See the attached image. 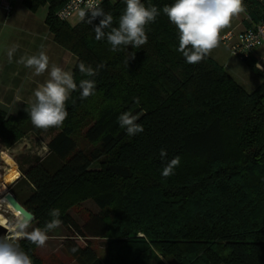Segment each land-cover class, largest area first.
Returning <instances> with one entry per match:
<instances>
[{
  "label": "trees",
  "instance_id": "1",
  "mask_svg": "<svg viewBox=\"0 0 264 264\" xmlns=\"http://www.w3.org/2000/svg\"><path fill=\"white\" fill-rule=\"evenodd\" d=\"M67 1L23 0L33 13L47 7L55 43L76 56L77 85L96 81L86 99L79 88L71 93L64 124L50 128L56 133L47 159L19 165L33 190L22 204L31 222L44 229L50 210L59 208L61 225L73 233L63 248L76 264H264V83L247 92L208 56L187 63L178 30L162 11L174 0H141L160 11L146 26L148 41L115 52L106 37L95 39L99 18L89 23L86 13L75 26L56 18ZM250 1L244 0L246 12ZM101 8L118 27L125 0ZM80 62L105 67L89 78L79 72ZM244 63L256 72L252 62ZM29 108L14 116L0 109L2 147L45 131L33 126ZM126 111L139 117L142 133L128 136L119 126ZM176 156L179 166L163 177ZM4 187L0 182V199ZM86 200L98 213L79 226L68 210ZM91 239H108L107 257L92 250ZM17 243L32 264H42L35 244L27 238Z\"/></svg>",
  "mask_w": 264,
  "mask_h": 264
},
{
  "label": "clouds",
  "instance_id": "2",
  "mask_svg": "<svg viewBox=\"0 0 264 264\" xmlns=\"http://www.w3.org/2000/svg\"><path fill=\"white\" fill-rule=\"evenodd\" d=\"M126 8L119 17L118 27H113V16L105 13L100 7V0H87L86 9L90 12L89 23L99 18L96 24L95 39L97 41L106 37L112 51H117L121 46L140 48L148 41L146 26L156 21L160 11L156 6L146 7L141 0H125ZM168 20L176 27L179 36L178 51L182 53L189 64L200 63L211 54L220 44V33L229 27L234 18L246 12L244 0H174L171 5H165L162 9ZM85 12H81L83 19ZM110 29V31H105ZM43 48V46H41ZM19 48L12 45L7 49L9 62ZM135 53L131 54V60L135 59ZM17 63L34 71V75L40 76L46 71L48 79L41 83L33 93L34 100L30 103L28 115L33 126L47 130L58 128L64 124L68 116L66 102L72 92L80 90L81 99H86L95 94V79H81L77 85L73 72L52 64L49 68V56L41 50L36 55L21 56ZM105 67L98 64L95 68L83 62L78 64L79 72L89 78L95 77ZM139 103V98H134ZM138 116L131 112H123L118 116V124L126 129L128 136L142 133L144 128L137 123ZM160 158L167 157L166 149L160 150ZM180 164V157L176 156L168 161L162 170L163 177L174 174V169ZM52 219L46 223L44 229L33 228L27 220H17L11 228V234L0 237V264H32L30 256L20 249L17 241L27 238L37 247L45 246L49 240L48 232L61 226L60 209L50 210ZM78 249H71L76 252Z\"/></svg>",
  "mask_w": 264,
  "mask_h": 264
},
{
  "label": "crops",
  "instance_id": "3",
  "mask_svg": "<svg viewBox=\"0 0 264 264\" xmlns=\"http://www.w3.org/2000/svg\"><path fill=\"white\" fill-rule=\"evenodd\" d=\"M8 2L12 6L9 14L0 6V109L14 116L21 107H30V103L34 100V90L48 79L47 71L36 76L32 69L17 63L21 56L36 55L43 50L49 56V68L52 64H56L72 72L77 59L71 52L55 43L54 36L45 23L46 6L33 13L23 5V0H8ZM249 4L247 12L232 20L231 25L227 27L229 30L240 32L260 20L262 14L260 1L251 0ZM14 44L19 45V48L12 62H9L7 49ZM261 52H263L261 49L256 51L257 54ZM208 57L222 66L240 86L250 87V92L255 91L263 83L259 74L255 72L260 78L259 82L254 81L251 75L247 74V79L240 84L238 68L244 67L241 65L242 61L231 56L221 44Z\"/></svg>",
  "mask_w": 264,
  "mask_h": 264
},
{
  "label": "rangeland",
  "instance_id": "4",
  "mask_svg": "<svg viewBox=\"0 0 264 264\" xmlns=\"http://www.w3.org/2000/svg\"><path fill=\"white\" fill-rule=\"evenodd\" d=\"M81 20V13H75L68 20V24L75 26ZM241 65L244 67L242 69L238 68V82L240 84H243L244 80L247 79V74L251 75L254 81H260L257 74L246 63L242 62ZM244 89L248 92L251 91L248 86H244ZM55 133L56 131L50 128L39 134L27 132L18 141V143L11 148H4L0 145V175L5 174L7 169L11 167H15L20 173V177L11 186L4 187L2 193H11L21 205L26 198L32 194V187L27 180L23 178L19 165H22V168L26 169L28 161L33 158H39L42 160L47 159V144ZM2 153H6L10 159L6 161L3 160L1 157ZM0 182L4 183L1 179ZM68 212L70 217L79 226H82L88 221L90 215L98 213V208L92 201L86 200L72 206ZM18 215L19 214L17 212L12 210L10 205L5 201L4 197H2L0 199V226L10 230V233L5 236L11 234V228L18 220ZM33 228H37V223L31 222V226L27 230L31 231ZM48 235L50 238L46 242L45 246H35L34 249L35 256L41 260L42 264H76V262L72 260L63 248V242L65 239L68 238V236L73 235L71 230L64 225H61L59 228L48 232ZM75 241H77L80 246L85 245L83 239L75 238ZM107 243L108 239L90 240L92 250L101 258H105L108 255Z\"/></svg>",
  "mask_w": 264,
  "mask_h": 264
},
{
  "label": "built area",
  "instance_id": "5",
  "mask_svg": "<svg viewBox=\"0 0 264 264\" xmlns=\"http://www.w3.org/2000/svg\"><path fill=\"white\" fill-rule=\"evenodd\" d=\"M115 2L117 0H100V7L105 2ZM262 8L260 20L253 26L245 28L240 32H233L225 28L220 33V44L228 53L245 62L250 61L254 65L255 71L259 74L264 83V0H259ZM87 0H68L57 12L56 18L61 22L68 20L77 12L90 13L86 9ZM0 6L9 14L12 10L8 0H0ZM262 50L260 54L256 51Z\"/></svg>",
  "mask_w": 264,
  "mask_h": 264
},
{
  "label": "water",
  "instance_id": "6",
  "mask_svg": "<svg viewBox=\"0 0 264 264\" xmlns=\"http://www.w3.org/2000/svg\"><path fill=\"white\" fill-rule=\"evenodd\" d=\"M16 180L17 179L11 182L8 186H11ZM4 199L10 205L12 210L19 214L17 217L18 220H27L30 222L33 220L34 216L29 211H27L11 193H6ZM9 233L10 231L8 229L0 226V237H4Z\"/></svg>",
  "mask_w": 264,
  "mask_h": 264
},
{
  "label": "bare ground",
  "instance_id": "7",
  "mask_svg": "<svg viewBox=\"0 0 264 264\" xmlns=\"http://www.w3.org/2000/svg\"><path fill=\"white\" fill-rule=\"evenodd\" d=\"M1 157L5 161L10 159L6 153H2ZM19 177L20 173L15 167L8 168L5 174L0 175V179L5 183L6 186L10 185L11 182H13L15 179H18Z\"/></svg>",
  "mask_w": 264,
  "mask_h": 264
}]
</instances>
